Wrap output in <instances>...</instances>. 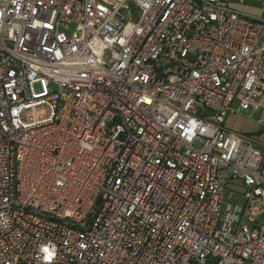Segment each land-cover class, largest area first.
<instances>
[{"label": "built area", "instance_id": "obj_1", "mask_svg": "<svg viewBox=\"0 0 264 264\" xmlns=\"http://www.w3.org/2000/svg\"><path fill=\"white\" fill-rule=\"evenodd\" d=\"M242 112L264 18L229 0H0V264H264Z\"/></svg>", "mask_w": 264, "mask_h": 264}, {"label": "rangeland", "instance_id": "obj_2", "mask_svg": "<svg viewBox=\"0 0 264 264\" xmlns=\"http://www.w3.org/2000/svg\"><path fill=\"white\" fill-rule=\"evenodd\" d=\"M254 16L264 18V13L262 12L259 13V15ZM233 106L238 107V104L234 103ZM40 113L47 115L48 111H41ZM224 125L232 131L238 132L240 134H246L250 136L254 141L264 144V130L256 123L255 119L249 118V113L247 112L227 116L224 120ZM227 188L229 189V186H227ZM261 219L262 218L260 217L259 221H261ZM246 223L252 226V224L248 220H246Z\"/></svg>", "mask_w": 264, "mask_h": 264}, {"label": "crops", "instance_id": "obj_3", "mask_svg": "<svg viewBox=\"0 0 264 264\" xmlns=\"http://www.w3.org/2000/svg\"><path fill=\"white\" fill-rule=\"evenodd\" d=\"M233 8L249 15H259L262 13V0H229Z\"/></svg>", "mask_w": 264, "mask_h": 264}]
</instances>
